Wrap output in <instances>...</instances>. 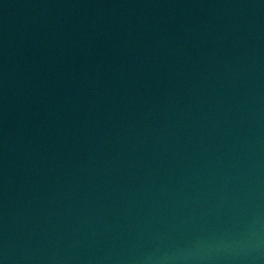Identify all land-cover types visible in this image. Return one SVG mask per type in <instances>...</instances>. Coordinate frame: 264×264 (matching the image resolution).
Instances as JSON below:
<instances>
[{
  "label": "water",
  "instance_id": "95a60500",
  "mask_svg": "<svg viewBox=\"0 0 264 264\" xmlns=\"http://www.w3.org/2000/svg\"><path fill=\"white\" fill-rule=\"evenodd\" d=\"M0 264H264V0H0Z\"/></svg>",
  "mask_w": 264,
  "mask_h": 264
}]
</instances>
